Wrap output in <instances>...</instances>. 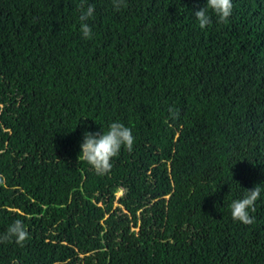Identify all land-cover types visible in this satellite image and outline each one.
Instances as JSON below:
<instances>
[{
	"label": "trees",
	"instance_id": "1",
	"mask_svg": "<svg viewBox=\"0 0 264 264\" xmlns=\"http://www.w3.org/2000/svg\"><path fill=\"white\" fill-rule=\"evenodd\" d=\"M81 2L0 0V233L30 235L0 264H264V0L203 29L207 0H86L89 39ZM114 121L135 143L100 175L80 145Z\"/></svg>",
	"mask_w": 264,
	"mask_h": 264
},
{
	"label": "clouds",
	"instance_id": "2",
	"mask_svg": "<svg viewBox=\"0 0 264 264\" xmlns=\"http://www.w3.org/2000/svg\"><path fill=\"white\" fill-rule=\"evenodd\" d=\"M85 2L86 0H82L80 6V32L83 38L89 39L93 36L89 20L94 16L95 6L92 4L85 6ZM112 5L116 11L127 7L126 0H112ZM232 10V0H207L204 7L195 11V17L199 22V27L203 29L212 23V14L218 18V23H224L232 15ZM168 112L172 118H177L179 115L178 109H175L174 106L169 107ZM134 143L135 137L132 134V129L119 121H114L109 125L108 130L102 134L84 133L78 158L91 165L97 174L103 175L111 170L113 158L119 155L122 147L131 152ZM5 183L6 177L0 174V185ZM260 196L261 187L259 184L251 190L245 189L243 197L233 200L229 206L233 220L244 225L254 224L255 217L250 213L256 211V201ZM13 238L14 242L20 246H23L25 241L30 239L29 232L22 220H15L5 232L0 233V244L11 243Z\"/></svg>",
	"mask_w": 264,
	"mask_h": 264
},
{
	"label": "rangeland",
	"instance_id": "3",
	"mask_svg": "<svg viewBox=\"0 0 264 264\" xmlns=\"http://www.w3.org/2000/svg\"><path fill=\"white\" fill-rule=\"evenodd\" d=\"M122 192L119 193V195L121 194Z\"/></svg>",
	"mask_w": 264,
	"mask_h": 264
}]
</instances>
